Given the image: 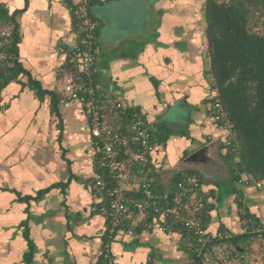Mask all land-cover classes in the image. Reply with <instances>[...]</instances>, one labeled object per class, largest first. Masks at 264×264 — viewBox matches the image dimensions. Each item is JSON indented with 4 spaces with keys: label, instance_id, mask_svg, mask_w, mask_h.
<instances>
[{
    "label": "crops",
    "instance_id": "crops-1",
    "mask_svg": "<svg viewBox=\"0 0 264 264\" xmlns=\"http://www.w3.org/2000/svg\"><path fill=\"white\" fill-rule=\"evenodd\" d=\"M204 3H93L94 70L98 88L140 112L158 143L151 155L154 191L168 198L177 175L195 173L206 200L207 232L238 238L244 236L241 209L264 225V190L244 176L234 181L222 158L220 145L231 137L213 119ZM0 4L15 14L17 61L45 92L39 98L22 86L27 76L0 90V264H101L107 220L93 210L105 202L95 186L104 175L98 146L79 104L62 97L66 57L59 48L75 42L71 2ZM208 144L216 172L184 164ZM162 221L132 211L110 243L113 262L193 264L183 230L163 231ZM236 245L249 259L264 260V236Z\"/></svg>",
    "mask_w": 264,
    "mask_h": 264
},
{
    "label": "built area",
    "instance_id": "built-area-1",
    "mask_svg": "<svg viewBox=\"0 0 264 264\" xmlns=\"http://www.w3.org/2000/svg\"><path fill=\"white\" fill-rule=\"evenodd\" d=\"M101 1L105 0H70L75 42L68 48L60 47L59 52L66 57L62 97L81 107L98 146L99 165L104 172L95 186L105 194V202L93 208L107 220L102 264H115L110 243L132 211L163 219V231L180 227L185 239L194 244L199 264H264V260L249 259L244 250L231 242L232 237L227 233L213 237L207 232L206 200L200 193L197 177L185 176L178 181L170 199L154 191L151 155L158 143L150 127L140 112L131 110L118 94L102 92L96 82L94 64L98 24L91 18L89 10L93 3ZM8 34L7 29L0 28V63L17 60L7 52ZM212 111L214 121L221 123L225 116L217 101L213 103ZM223 127L230 129L227 123ZM250 183L256 189L264 190V179ZM131 194L139 195V198L130 197ZM240 218L244 235L264 236V225L252 221L243 209ZM128 235L132 236L133 231H128Z\"/></svg>",
    "mask_w": 264,
    "mask_h": 264
},
{
    "label": "trees",
    "instance_id": "trees-1",
    "mask_svg": "<svg viewBox=\"0 0 264 264\" xmlns=\"http://www.w3.org/2000/svg\"><path fill=\"white\" fill-rule=\"evenodd\" d=\"M204 20L209 75L216 93L213 101L218 102L225 116L220 125L227 123L230 126L231 138L220 145L225 151L222 158L229 165L234 181L242 176L253 182L263 180L264 0H205ZM16 26L15 14H9L0 4V28H10L6 39L7 52L15 57ZM20 76L28 78L22 86H28L42 98L45 92L31 80L17 60L0 63V90L18 81ZM185 176L197 177L187 171L175 177L173 186ZM172 192L167 196L169 199ZM130 197L139 198V195L131 194ZM205 210L206 207L204 215ZM247 236L234 237L231 242L236 245ZM188 242L185 245L187 252L193 264H199L194 244Z\"/></svg>",
    "mask_w": 264,
    "mask_h": 264
},
{
    "label": "water",
    "instance_id": "water-1",
    "mask_svg": "<svg viewBox=\"0 0 264 264\" xmlns=\"http://www.w3.org/2000/svg\"><path fill=\"white\" fill-rule=\"evenodd\" d=\"M184 164L190 167L200 166L205 170L216 172L217 165L213 155V146L208 144L193 152L185 158Z\"/></svg>",
    "mask_w": 264,
    "mask_h": 264
},
{
    "label": "rangeland",
    "instance_id": "rangeland-1",
    "mask_svg": "<svg viewBox=\"0 0 264 264\" xmlns=\"http://www.w3.org/2000/svg\"><path fill=\"white\" fill-rule=\"evenodd\" d=\"M180 113V112H179ZM176 119H178V118H176ZM230 137H231V134H230Z\"/></svg>",
    "mask_w": 264,
    "mask_h": 264
}]
</instances>
